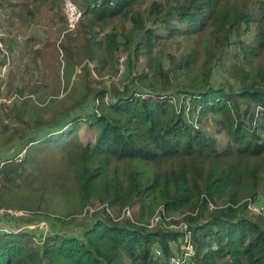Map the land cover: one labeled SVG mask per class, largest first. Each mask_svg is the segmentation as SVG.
<instances>
[{
	"label": "trees",
	"instance_id": "trees-1",
	"mask_svg": "<svg viewBox=\"0 0 264 264\" xmlns=\"http://www.w3.org/2000/svg\"><path fill=\"white\" fill-rule=\"evenodd\" d=\"M72 1L83 14L60 42V74L31 85L6 116L17 121L24 155L0 163V209L61 221L96 203L97 219L82 237L55 233L41 245L28 231L0 229V264H168L185 227L192 264H264L263 213L245 204L264 187V0ZM64 2L0 0V9L54 24L66 18ZM164 43L186 48L167 66ZM6 51L0 66L10 60L9 74ZM123 54L129 80L121 87L113 77ZM219 62L235 85L212 83ZM83 122L93 131L85 142ZM54 155L55 174L39 177L36 168ZM59 205L73 212L59 215ZM159 212L170 220L180 212L183 231L154 227Z\"/></svg>",
	"mask_w": 264,
	"mask_h": 264
},
{
	"label": "rangeland",
	"instance_id": "rangeland-1",
	"mask_svg": "<svg viewBox=\"0 0 264 264\" xmlns=\"http://www.w3.org/2000/svg\"><path fill=\"white\" fill-rule=\"evenodd\" d=\"M21 8H11V6L5 5L0 9V27L6 33L5 44L12 49L13 58H12V67L10 69L9 74L7 73V77L3 78L0 86V125L4 123L8 125V128L5 132H0V139L5 140L6 144L3 145V142L0 143V163L7 159H18L17 154L21 149V145H23L24 141H20V136L17 134L18 131H14L17 121L11 120L10 117H6L8 113H10V109L20 102L21 96L20 94L28 93V88L34 83H42L45 81L46 77L59 75V71L55 66V60L58 57L61 59L58 62L62 63V51L60 49V42L62 37L67 32V22L66 18L62 23H54L51 24L47 18L40 17L39 14L28 16ZM61 14L64 15V3L63 10ZM31 17V18H30ZM30 18V19H29ZM161 33H166L165 28H160ZM12 40L9 42L8 40ZM246 40H250V36L244 37ZM36 40V41H35ZM30 42H33L31 45ZM230 46L228 49H231ZM186 48L184 47H176L170 43L162 44L158 50L161 55L162 61L165 65H168V55H176L179 57L180 54L184 52ZM38 53V56L36 54ZM215 55H217V50L213 49L212 51ZM224 58L227 59L226 54ZM228 60V59H227ZM146 60L140 62L139 68L142 69L144 67ZM228 62V61H226ZM122 73L120 75H116L113 77L114 81L119 86H123L124 83H127L129 80L128 73L126 72V61L122 58ZM143 63V64H142ZM204 60L200 63V65L204 64ZM90 66L93 69L92 73L98 79H102L95 72V63L90 62ZM223 62H219L214 66L212 72V83L215 85L223 84L225 87L229 88L230 85H235L234 81L230 79V74H228L223 69ZM77 72L80 71V67L77 66ZM49 79V78H47ZM58 79V78H57ZM54 80V81H57ZM70 86L67 80L63 79L60 88V94L62 97L66 94V88ZM93 86L99 88L103 86L102 84L96 83L93 81ZM23 88V93H19L17 89ZM61 98V97H60ZM188 110L186 108V115ZM188 117L192 118L193 114L188 113ZM187 117V118H188ZM204 128L213 133L216 132V127L213 124V119L210 117L203 118ZM65 127L68 125L67 120L62 123V126ZM18 126V125H17ZM56 126L51 127L50 130L55 129ZM81 136H83L82 141H87L92 139L93 131L87 129V124L83 122L81 129ZM57 153V152H56ZM24 155V152L22 153ZM22 155V156H23ZM35 165V163H33ZM59 164L56 161V155L51 156L45 166H39L36 168L40 170L39 177L45 175L55 174L56 169ZM259 196L257 200H253L251 197H246L245 204H247V209L249 213L252 215L257 214L261 211L263 213L264 218V187H259L258 189ZM245 199V198H244ZM250 205L252 208L248 207ZM98 207V204H90L88 205L81 213L75 214L70 217H66L61 221H57L53 216L49 217H38L32 215L30 211L26 210H6V220L2 219L3 216H0V229H6L10 231H15L20 233L22 231H28L33 236V241L37 245H41V242L48 235H52L55 233L63 234L66 236H75L82 237L83 233L86 229L91 228L93 223L97 218L94 215V211ZM65 205L57 206V212L59 215L63 213H71L72 210H67ZM1 210V209H0ZM129 214V213H128ZM1 215V214H0ZM100 218H102V214H100ZM181 213L176 212L170 218L164 217V215L159 212L155 218H153L154 227H161L167 230H182L184 225H180L176 222V220L181 219ZM187 222L186 220H184ZM187 225V223H185ZM183 237L184 232L180 235L176 241H171L170 244L173 245L175 251L178 249H182L183 245Z\"/></svg>",
	"mask_w": 264,
	"mask_h": 264
},
{
	"label": "built area",
	"instance_id": "built-area-1",
	"mask_svg": "<svg viewBox=\"0 0 264 264\" xmlns=\"http://www.w3.org/2000/svg\"><path fill=\"white\" fill-rule=\"evenodd\" d=\"M64 13L66 17L67 27L68 31H72L76 28L78 22L82 18L83 10L78 7L76 3H74L72 0H65L64 2ZM5 38L6 33L3 31V29L0 27V51L6 56L9 55V52L6 51V44H5ZM122 58L126 60V54L122 55ZM121 58V62H122ZM10 64V60H5V63H3L0 66V80L6 77L7 69ZM123 64V63H122ZM121 64V67H122ZM123 69V68H122ZM1 98H0V104H1ZM23 153V152H22ZM18 155V160H21L23 154ZM248 207L252 208L250 205ZM12 211V210H11ZM6 213V210L1 209L0 214ZM258 213H261L258 212ZM153 222V220H152ZM185 230V238L183 240L182 249L179 250L177 253H174L172 256H170L168 260V264H192V255L194 254V246L192 242L190 241V233L187 231L186 227Z\"/></svg>",
	"mask_w": 264,
	"mask_h": 264
},
{
	"label": "bare ground",
	"instance_id": "bare-ground-1",
	"mask_svg": "<svg viewBox=\"0 0 264 264\" xmlns=\"http://www.w3.org/2000/svg\"><path fill=\"white\" fill-rule=\"evenodd\" d=\"M211 4H212V2H211ZM223 10V9H222ZM216 11V10H215ZM217 13H218V11H217ZM216 13V14H217ZM222 13V12H221ZM263 18V17H262ZM262 27V26H261ZM260 29V28H259ZM238 34V33H237ZM258 35V34H257ZM224 38V37H223ZM257 38H259V37H257ZM222 39V38H221ZM257 44V43H256ZM242 45V44H241ZM244 45V44H243ZM257 46H255V48H256ZM260 51V50H259ZM251 61V60H250ZM248 62V61H247ZM243 63V62H242ZM246 65V64H245ZM253 70V69H252Z\"/></svg>",
	"mask_w": 264,
	"mask_h": 264
}]
</instances>
